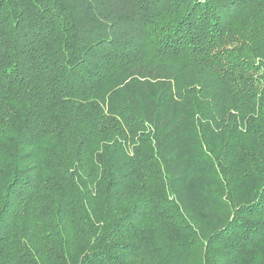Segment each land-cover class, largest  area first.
Segmentation results:
<instances>
[{
	"label": "trees",
	"instance_id": "1",
	"mask_svg": "<svg viewBox=\"0 0 264 264\" xmlns=\"http://www.w3.org/2000/svg\"><path fill=\"white\" fill-rule=\"evenodd\" d=\"M0 264H264V0H0Z\"/></svg>",
	"mask_w": 264,
	"mask_h": 264
}]
</instances>
